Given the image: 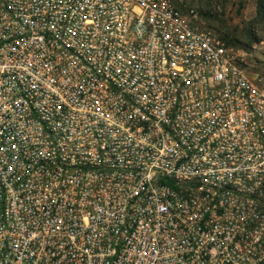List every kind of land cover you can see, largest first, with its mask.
<instances>
[{
  "label": "built area",
  "instance_id": "1",
  "mask_svg": "<svg viewBox=\"0 0 264 264\" xmlns=\"http://www.w3.org/2000/svg\"><path fill=\"white\" fill-rule=\"evenodd\" d=\"M173 0H0V264H264V88Z\"/></svg>",
  "mask_w": 264,
  "mask_h": 264
},
{
  "label": "rangeland",
  "instance_id": "2",
  "mask_svg": "<svg viewBox=\"0 0 264 264\" xmlns=\"http://www.w3.org/2000/svg\"><path fill=\"white\" fill-rule=\"evenodd\" d=\"M184 11L196 9L206 26L230 46L248 52L247 73L264 88V8L260 0H173Z\"/></svg>",
  "mask_w": 264,
  "mask_h": 264
},
{
  "label": "trees",
  "instance_id": "3",
  "mask_svg": "<svg viewBox=\"0 0 264 264\" xmlns=\"http://www.w3.org/2000/svg\"><path fill=\"white\" fill-rule=\"evenodd\" d=\"M262 8H264V0H260V2H259V9H260L259 11H261ZM226 42L228 44H232L231 40L226 39Z\"/></svg>",
  "mask_w": 264,
  "mask_h": 264
}]
</instances>
